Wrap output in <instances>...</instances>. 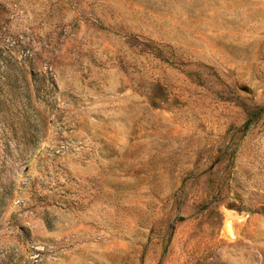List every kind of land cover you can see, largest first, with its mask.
<instances>
[{
	"label": "rangeland",
	"instance_id": "1",
	"mask_svg": "<svg viewBox=\"0 0 264 264\" xmlns=\"http://www.w3.org/2000/svg\"><path fill=\"white\" fill-rule=\"evenodd\" d=\"M0 264H264V0H0Z\"/></svg>",
	"mask_w": 264,
	"mask_h": 264
}]
</instances>
